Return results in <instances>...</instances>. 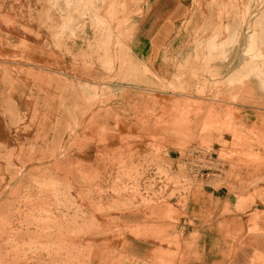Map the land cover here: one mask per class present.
Listing matches in <instances>:
<instances>
[{
	"label": "rangeland",
	"instance_id": "374dc122",
	"mask_svg": "<svg viewBox=\"0 0 264 264\" xmlns=\"http://www.w3.org/2000/svg\"><path fill=\"white\" fill-rule=\"evenodd\" d=\"M149 1L0 0V23L16 24L44 45L37 47L33 60L17 51L0 57L1 71L30 81L33 127L24 128L35 132L32 139L7 148L0 159L10 174L0 191V264H88L92 248L106 246L103 236L125 230L117 215L134 209L151 210L146 226L162 242L178 246L188 198L136 204L126 182L139 160L171 163L167 136L176 139L181 154L193 147L209 151L205 146L212 135L221 136V119L224 129L234 124L230 109L224 115L225 107H254L264 121V0H185L188 11L177 21V46L163 59V76L131 46L136 20ZM44 50L47 59L40 60ZM125 89L132 92L129 97L121 95ZM0 101L9 124L16 130L26 124V113L17 111L13 101L3 94ZM168 112L191 115L186 131L162 130L160 122L169 118ZM122 122L152 125L161 134L147 136L142 148L128 144L109 153L98 151L96 164L74 159L80 141L104 144L103 138L117 132ZM242 128L248 136L239 138L240 129L233 128L234 142L222 141L221 154L213 155L218 156L213 174L194 180L192 187L211 180L214 188L237 199L253 194L254 201L240 210L250 212L255 227L264 209V148L253 139L264 146V134L256 123ZM232 223L224 225L235 237ZM127 229L139 235L138 229ZM101 251L105 264L144 263ZM255 257L264 264L262 256ZM151 262L170 264L165 259Z\"/></svg>",
	"mask_w": 264,
	"mask_h": 264
},
{
	"label": "crops",
	"instance_id": "0c3cea01",
	"mask_svg": "<svg viewBox=\"0 0 264 264\" xmlns=\"http://www.w3.org/2000/svg\"><path fill=\"white\" fill-rule=\"evenodd\" d=\"M186 4L185 0H150L149 6L144 8L143 14L136 20L137 31L131 46L136 56L144 60L158 75L163 76L166 72L163 59L169 52V48L177 46L173 35L177 21L187 14ZM43 46V43L34 41L32 34L22 30L20 26L0 23V57L1 53L5 55L6 51L12 53L17 51L22 53L23 57H30L33 60L38 58L36 51L39 49L37 47L42 49ZM45 53L46 55H40V60L47 59V50ZM29 83L26 75L15 76L11 72L8 74V72L0 70V98L2 94L8 97L13 101L16 110L23 114L26 113V118H28L24 121L26 124H20L16 130L14 125L9 124L8 119L1 115L2 102L0 101V159L6 154L7 148L9 150L20 142H26L32 139L35 134L34 130L27 131L24 128L30 126V112L33 107L32 102L27 100ZM131 94L132 92L127 89L121 93L124 97H129ZM165 100L167 99H161L162 102ZM173 108L172 110H176ZM227 109L233 113L234 124L230 130L224 129L225 125L221 119V136L213 134L209 145L205 146L215 155L221 154L222 141L228 145L234 142L235 139L231 134L234 131L233 128L235 131L240 129L239 138H244L248 136V133L242 127L256 123V130H260L264 134V121L258 117L260 114L256 112L257 109L248 105H233V107L224 108V115ZM171 113H165L169 118L160 122V125L163 126L162 130L167 134L186 131V125L192 121L191 115L187 113L181 116ZM182 118L187 122H182L184 121ZM44 124L47 125L45 122ZM151 126L147 125L142 128L133 122L129 124L122 122L117 132L103 138L105 139L104 144L90 140L80 141L73 157L86 164H96L98 151L109 153L128 144L141 147L147 136L161 134L160 129L152 130ZM32 127L30 126V128ZM91 135L95 136L96 134L92 133ZM253 140L264 148L262 141ZM164 145L168 155L172 157L179 152L176 149L178 144L174 137L167 136ZM9 180L10 174L6 170V165L0 161V191ZM187 198L185 215L180 218L182 225L178 227L180 230L178 246L162 242L159 234L146 226L149 223L151 210L134 209L117 215L125 230L103 236L101 241L106 246L92 248L88 264H105L100 262L102 248L144 262L110 264H155L151 261L156 259L169 260L170 264H257L260 261L255 257L256 255L264 258V209H260L261 213L255 227H252L253 223L248 217L250 212L241 211L246 207L248 201H254L253 194L240 195L237 199L236 196L228 194L222 188H214L212 181L208 180L205 184L193 187ZM170 204L174 203L170 202ZM226 209H229L228 213L225 212ZM229 221H232V224L237 227L235 237L226 233L224 224ZM243 222L245 225L240 228L239 225ZM129 227L138 229L139 235L129 232L127 229ZM169 234L174 235L175 233L172 231Z\"/></svg>",
	"mask_w": 264,
	"mask_h": 264
},
{
	"label": "built area",
	"instance_id": "2783aa9c",
	"mask_svg": "<svg viewBox=\"0 0 264 264\" xmlns=\"http://www.w3.org/2000/svg\"><path fill=\"white\" fill-rule=\"evenodd\" d=\"M198 148L187 149L172 157L171 163H158L150 159L139 160V166L127 180L129 193L138 205L160 202L177 203L187 198L194 180L203 181L213 174L212 163L217 157Z\"/></svg>",
	"mask_w": 264,
	"mask_h": 264
}]
</instances>
